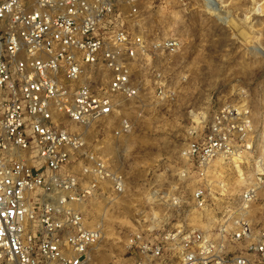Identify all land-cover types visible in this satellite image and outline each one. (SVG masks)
Segmentation results:
<instances>
[{
	"label": "built area",
	"instance_id": "obj_1",
	"mask_svg": "<svg viewBox=\"0 0 264 264\" xmlns=\"http://www.w3.org/2000/svg\"><path fill=\"white\" fill-rule=\"evenodd\" d=\"M137 3L0 0V264L91 263L102 228L90 226L80 206L106 192L123 194L125 179L89 148L88 132L139 95L136 70L148 54L179 48L175 39L147 47L135 21ZM151 86L158 99L173 97L161 73ZM128 130L122 121L114 135ZM252 134L251 111L241 103L218 108L201 131L189 133L180 157L198 179H208L221 161L236 180L241 175V191L212 229L129 236L132 264H264V220L254 225L250 216L264 189V159L252 149ZM218 198L224 204L225 196ZM190 200L206 211L205 183Z\"/></svg>",
	"mask_w": 264,
	"mask_h": 264
},
{
	"label": "rangeland",
	"instance_id": "obj_2",
	"mask_svg": "<svg viewBox=\"0 0 264 264\" xmlns=\"http://www.w3.org/2000/svg\"><path fill=\"white\" fill-rule=\"evenodd\" d=\"M215 1L223 7L222 19L208 12L205 0H138L135 21L147 47L175 39L179 48L173 55L148 54L136 70L139 95L121 101L117 116L95 123L88 132L89 148L125 179L123 194L106 192L80 206L87 223L102 228L90 264H132L125 250L129 236L179 226L212 229L216 214L234 205L243 181L235 179L229 165L214 162L201 182L180 157L189 133L201 131L218 108L248 106L255 153L264 158V0ZM156 72L172 91L170 100L156 97L151 86ZM122 121L129 130L115 136ZM201 183L211 194L205 212L190 200ZM217 194L225 196L224 204ZM172 197L178 199L176 205L170 203ZM250 216L254 225L263 222L264 189Z\"/></svg>",
	"mask_w": 264,
	"mask_h": 264
},
{
	"label": "bare ground",
	"instance_id": "obj_3",
	"mask_svg": "<svg viewBox=\"0 0 264 264\" xmlns=\"http://www.w3.org/2000/svg\"><path fill=\"white\" fill-rule=\"evenodd\" d=\"M205 2H206V9L209 10L208 12L212 13L214 16H217L219 19H220V17L222 19V15L224 14V11H222L221 9H223V7H219L215 0H205ZM219 19H217V20H219ZM227 21H229V20L227 19ZM253 143H254V145L252 146V149L256 152V150H255V142H253ZM257 156H258L257 159H259V160L264 159L262 154H261L262 157H259V155H257ZM240 176H239V178H240ZM242 184H244V183L242 182ZM242 184H239V185L241 186ZM154 197H155V194H152L151 198L154 199Z\"/></svg>",
	"mask_w": 264,
	"mask_h": 264
}]
</instances>
